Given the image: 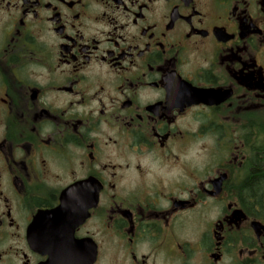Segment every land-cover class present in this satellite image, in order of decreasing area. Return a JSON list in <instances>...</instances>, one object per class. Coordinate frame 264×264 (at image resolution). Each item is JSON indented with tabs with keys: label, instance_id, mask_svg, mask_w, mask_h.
I'll list each match as a JSON object with an SVG mask.
<instances>
[{
	"label": "flooded vegetation",
	"instance_id": "flooded-vegetation-1",
	"mask_svg": "<svg viewBox=\"0 0 264 264\" xmlns=\"http://www.w3.org/2000/svg\"><path fill=\"white\" fill-rule=\"evenodd\" d=\"M0 264H264V0H0Z\"/></svg>",
	"mask_w": 264,
	"mask_h": 264
}]
</instances>
